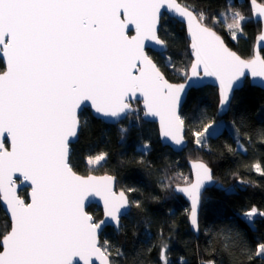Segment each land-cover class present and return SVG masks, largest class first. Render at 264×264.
I'll list each match as a JSON object with an SVG mask.
<instances>
[{
	"label": "snow or ice",
	"instance_id": "1",
	"mask_svg": "<svg viewBox=\"0 0 264 264\" xmlns=\"http://www.w3.org/2000/svg\"><path fill=\"white\" fill-rule=\"evenodd\" d=\"M252 4L264 18V5ZM165 9L186 18L191 34L195 61L181 84L169 83L145 52V41L166 47L157 35ZM203 19L174 0H0V196L12 221L0 235V264H113L108 242L98 237L105 221L86 211L85 199L100 196L105 216L117 224L131 205L124 191L113 190V177L73 170L69 142L81 126L77 110L90 101L97 114L117 117L129 109L125 99L140 93L147 111L160 117L163 135L180 145L185 120L178 108L201 68L219 82L221 110L242 78L264 80V58L242 59ZM231 19L225 26L237 39L247 18L234 11ZM215 124L193 131L197 144ZM197 167L195 183L177 189L191 198L193 225L201 188L213 179L204 164ZM16 174L31 183L30 202L17 194ZM256 254L264 255V243Z\"/></svg>",
	"mask_w": 264,
	"mask_h": 264
},
{
	"label": "trees",
	"instance_id": "2",
	"mask_svg": "<svg viewBox=\"0 0 264 264\" xmlns=\"http://www.w3.org/2000/svg\"><path fill=\"white\" fill-rule=\"evenodd\" d=\"M179 1L199 18L203 13L201 22L217 31L239 55L252 56L260 22L251 18L249 0ZM225 11L226 17L221 14ZM234 11L247 18L237 39L224 27ZM158 35L168 49L162 53L148 50L149 55L169 81H182L192 60L184 25L162 15ZM261 54L264 57V50ZM217 108L218 93L213 91L186 99L180 115L188 146L181 152L161 145L156 123L144 121L142 112H132L118 124L95 118L87 108L80 113L78 138L70 145L74 171L113 175L116 188L123 189L131 201L119 229L108 226L99 236L101 244L108 242L113 264H162L164 244L167 264H264V255L256 254L257 245L264 243V90L246 79L234 92L227 113L221 116ZM220 119L233 124L238 136L224 126L197 144L193 131ZM101 154L103 161L89 171L87 159ZM188 159L204 160L217 178L202 195L198 236L189 227L187 203L172 190L173 185L191 180ZM19 195L26 199L27 189ZM252 209L257 215L248 221L244 213ZM87 211L96 220L102 217L95 204ZM9 228L0 205V235Z\"/></svg>",
	"mask_w": 264,
	"mask_h": 264
},
{
	"label": "water",
	"instance_id": "3",
	"mask_svg": "<svg viewBox=\"0 0 264 264\" xmlns=\"http://www.w3.org/2000/svg\"><path fill=\"white\" fill-rule=\"evenodd\" d=\"M174 2L175 3H179L182 7H188V6H185L184 4H182L179 0H174ZM256 4L257 5H264V3L259 2L257 0H256ZM249 5H250V9H251V18L254 20V22H258V21L260 22V32H259V34L255 38V41H254V44H253V53H252V56L250 58H244V57H242L235 50H233L232 48H230L227 45V43L224 41L225 45L231 51L236 52L237 55H239L242 59H245V60L252 59V58L256 57L257 55H259L261 58H264L263 55L261 54V50H264V39H261V37L264 36V18L259 17V16H257L255 14V12H254V5L252 4V0H249ZM189 10L190 11H193L191 8H189ZM193 13L199 19V17L197 16V14L194 11H193ZM162 15H167V16H169L171 18H174V19H176L177 21H179L180 23H182L184 25L185 32H186V37H187V39L189 41L190 54L192 56V60H191V63L189 65L188 74H187L188 76H190L191 75L190 69H191L192 63L195 61V56L193 55V49L191 48V34L188 31L187 19L186 18H181L177 14H174L171 11H168L166 9L165 10H162ZM159 26H158V29H159ZM130 34L131 35H135L134 28L132 29V31L130 32ZM217 34L220 35L218 32H217ZM157 35H158V30H157ZM221 38L223 39L222 36H221ZM167 49H168L167 44H166V47H161L159 45H156L154 41H145V52L148 54V56L151 59H152V57L149 55L148 50H152V51H155V52L162 53V52L167 51ZM153 62L156 64V62L154 60H153ZM157 67H158V65H157ZM160 71H161V69H160ZM162 74H163V72H162ZM163 76L171 84H181V83H184L185 80H186V78H187V77H185L182 81H179V82H172V81H169L165 77L164 74H163ZM200 76H201V78L198 80L197 86L195 88H189V89H187L186 93L185 94H182L181 103H180V106L178 108L179 114H180L181 109H182V107H183V105H184V103H185V101L187 99V95H188V93H189V91L191 89H197V88H201V87H204V86H213V87H215L217 89V93H218V108H217V112L221 116L225 115L227 113L228 109H229L230 104L227 106V108L221 110V108H220V95H219V82H218V80L215 77H206V76H204L203 75L202 68L200 70ZM246 79H248L251 84H253V85H255V86H257V87H259V88H261V89L264 90V80H261V78H253L250 75H247L246 77L242 78L241 84H240V86L237 89H239V88H241L243 86L244 81ZM135 101H139L141 103V105H142V109H143V116H142V118H143V120L144 121H148V122H154V123H156L157 129H158L159 140H160L161 145L170 147L171 150H173L174 152H181V151H183L188 146V139L185 137V131H184V139H183V141H182V143L180 145L175 144V142L172 141L170 137H165L163 135V130H162V127H161L160 117L159 116H156V115H153V114H151V113H149L147 111V107H146V105L144 103V99H143V97H142V95L140 93H136L135 95H131L130 94V96L125 99V102L127 104H129V109L125 113H121L117 117H105V116H103L101 114H97L95 112V109L91 106V102L90 101L89 102H86V105L87 106L82 105L81 106V109H78L77 112H78V116H80V113L84 109L87 108V109H89L90 113L95 118L102 119L105 123H108V124H118L119 122H121L122 120H124L130 113H132L134 111L133 104L135 103ZM79 119H80V117H79ZM79 130H80V128L78 129L77 135L75 137H71L70 138L69 150H70V145L77 140ZM186 164H187V166H188V168L190 170V173H191V180L189 182H187V183H184V184H175V185H173L172 190L174 191V193L176 195H180L184 199V201L187 203V205L189 207V210H188V213H187V221H188V224H189V227H190L191 231L195 234V236H198V234H199V213H200V208H201L202 196H201L200 202L196 206V221H197V223H196V225H193L192 224V221H191V213H192V201H191V198L187 194H185L184 192L178 191L177 189L178 188H184V187L189 186V184H191V183H195L196 177H197V172H198V167L197 166L199 164H204L210 170L211 175L213 177V179L211 181H206L204 183V185L202 186V188H201L202 195H203V193L208 188L214 186L217 183V178L214 177L213 170L211 169V167H209L208 164L204 160H202V159H188L186 161ZM77 174L78 175H81V176H84V177H87V176H93V177L111 176V177L114 178L113 184H112L113 190L117 194H119L120 191H124L123 189L116 188L115 177L113 175L109 174V173H103V174H96V173L79 174V173H77ZM14 179L16 180L15 188H16L17 194L19 195L20 190L26 188L27 189V198L25 199L24 197H22L20 195L19 196L21 198L25 199L26 201H29L30 202V193L32 191L31 183L29 181H25L23 179V177L20 176V174H16L14 176ZM125 195L128 197V195H127L126 192H125ZM128 199H129V197H128ZM92 204H95V205L99 206L101 208V211H102V217L99 220H97V221H100V220H104L105 221V223L101 226V229H100V231L98 233V237L104 231V229L106 227H108V226L113 227L115 230H118L119 229V227H120V221H119V224H117L115 221H112L110 218H108V217L105 216L104 202H103V199L100 196H97V195H89L85 199V208H86V211H87V208L90 205H92ZM0 205H1L2 209L4 210V212L6 213L7 217H8V219L10 221V227H11V223H12V221H11V214H10V211L8 209V206H7L6 202L3 200L2 196H0ZM130 205H131V203H130ZM130 210H131V206L127 210H125L123 212V214L121 215V217L124 216V215H126V214H128L130 212ZM121 217H120V220H121ZM93 218L95 219L94 216H93ZM9 230H10V228H9ZM99 240H100V238H99ZM94 264H99V261H95Z\"/></svg>",
	"mask_w": 264,
	"mask_h": 264
},
{
	"label": "rangeland",
	"instance_id": "4",
	"mask_svg": "<svg viewBox=\"0 0 264 264\" xmlns=\"http://www.w3.org/2000/svg\"><path fill=\"white\" fill-rule=\"evenodd\" d=\"M226 12L227 11H225V13L223 12V13H221V14H224V16L226 15ZM220 14V15H221ZM223 18V16L221 15L220 16V18ZM226 17V16H225ZM224 20H226V19H224ZM229 21V23H231L232 22V19L231 20H228ZM226 23H228L227 21H225V24ZM224 27H225V29H226V31H229V30H227V28H226V26L224 25ZM208 90L209 91H213V92H215V93H217V89L215 88V87H213V86H204V87H201V88H197V89H191L190 91H189V93H188V95H187V99H189L190 97H194V96H196V95H199L201 92H208ZM139 103V104H138ZM140 108H141V110H140ZM141 112H142V116H143V109H142V105H141V103L138 101V102H136V103H134V111H133V113H135L136 115H140L141 114ZM131 114V113H130ZM182 117V116H181ZM183 118V117H182ZM212 122V121H211ZM215 122H216V124H215V126L213 127V129H211V134L210 135H216L224 126H226L230 131H231V133H232V135L234 136V137H237L238 136V130H237V128L233 125V124H230V123H225V121L223 120V119H220V120H215ZM210 135H208V136H210ZM207 136V137H208ZM195 139V142H196V137L194 138ZM98 156V155H97ZM96 157V156H95ZM92 158H94V157H92ZM103 160H101L98 164L97 163H95V162H92V163H90L89 162V159H87V161H86V164H87V168H88V170L89 171H95L96 170V168H97V166L102 162ZM131 202V201H130ZM93 205V204H92ZM95 209V208H94ZM253 210V209H252ZM252 210H250V211H248V212H246V213H244V217L248 220V221H252L254 218H255V216L257 215V211L255 212V215H253L251 218H249L246 214L247 213H249V212H251ZM94 211V210H93ZM92 216H94L93 215V213L92 212H89ZM110 251V250H109ZM111 253V252H110ZM162 264H164V262L162 263ZM207 264H209V263H207Z\"/></svg>",
	"mask_w": 264,
	"mask_h": 264
},
{
	"label": "flooded vegetation",
	"instance_id": "5",
	"mask_svg": "<svg viewBox=\"0 0 264 264\" xmlns=\"http://www.w3.org/2000/svg\"><path fill=\"white\" fill-rule=\"evenodd\" d=\"M0 62L2 63V67H1L0 71H2V70L4 69V67H5L2 58H0ZM136 102H138V101H135V103H136ZM133 106H134V104H133Z\"/></svg>",
	"mask_w": 264,
	"mask_h": 264
}]
</instances>
